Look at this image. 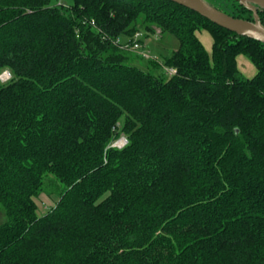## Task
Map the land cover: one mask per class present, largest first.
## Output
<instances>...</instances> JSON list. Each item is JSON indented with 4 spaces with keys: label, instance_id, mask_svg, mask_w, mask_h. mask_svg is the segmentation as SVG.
<instances>
[{
    "label": "trees",
    "instance_id": "1",
    "mask_svg": "<svg viewBox=\"0 0 264 264\" xmlns=\"http://www.w3.org/2000/svg\"><path fill=\"white\" fill-rule=\"evenodd\" d=\"M71 2L0 0V264H264V43L169 0ZM138 24L178 38L174 76L129 63Z\"/></svg>",
    "mask_w": 264,
    "mask_h": 264
},
{
    "label": "rangeland",
    "instance_id": "2",
    "mask_svg": "<svg viewBox=\"0 0 264 264\" xmlns=\"http://www.w3.org/2000/svg\"><path fill=\"white\" fill-rule=\"evenodd\" d=\"M208 3L212 5H216L217 7L221 3L222 7L226 8L227 11L231 9V5H229V2H222L220 0H205ZM72 2L71 0H52V5H59L62 4L64 6L70 5ZM229 8V9H228ZM94 25V22H93ZM137 31L135 32V35L133 37H127L123 36L119 39V42L121 45H129L128 48H122L121 49L125 50V53L130 57V64L136 67L140 68H146L148 66V62H154V64H160L161 69H159V75L163 76L164 78H168V74L166 72V67L164 66V61L165 59L170 56L174 51L178 50L180 47V42L178 38L171 34L170 32H161L159 28H156L152 25L153 29L151 31H146L144 30L145 26L138 24L137 26ZM206 32L210 38L213 40L212 36L210 35L209 32L207 31H202ZM137 34H140L139 37V42L141 44V48L137 51H134L132 49V45L135 42V36ZM201 34V33H200ZM202 40V39H201ZM205 45V44H204ZM205 49L206 46H205ZM208 51V50H207ZM210 54L212 52V49L208 51ZM146 55V56H144ZM246 58V57H245ZM249 63L253 66V69L256 71V67L252 64V62L248 59ZM158 62V63H157ZM247 76V75H246ZM12 78V75L9 71H5L4 73L0 74V80L2 82H7ZM125 138L124 134H122L116 141L114 142L113 146L121 148L123 147L126 143H124L123 146H119L118 143ZM48 191L51 190V188L57 187L56 190L61 191L62 186L58 184V182L49 179L46 183ZM53 189L52 191H56ZM58 195L56 193H53V195H49V193H43L36 201L38 204V214L39 215H44L48 213L52 208L55 207L56 201L58 200ZM6 221V216L4 212V208L0 206V225L3 224Z\"/></svg>",
    "mask_w": 264,
    "mask_h": 264
},
{
    "label": "water",
    "instance_id": "3",
    "mask_svg": "<svg viewBox=\"0 0 264 264\" xmlns=\"http://www.w3.org/2000/svg\"><path fill=\"white\" fill-rule=\"evenodd\" d=\"M169 1L182 5L234 33L250 36L264 43V24L261 22L258 14V8L264 10V0H234L253 12L254 21L235 18L215 8L205 0Z\"/></svg>",
    "mask_w": 264,
    "mask_h": 264
},
{
    "label": "crops",
    "instance_id": "4",
    "mask_svg": "<svg viewBox=\"0 0 264 264\" xmlns=\"http://www.w3.org/2000/svg\"><path fill=\"white\" fill-rule=\"evenodd\" d=\"M197 36L200 39V41L202 42V44L203 45L205 44L204 47L206 46V48H207L206 50L209 51L212 49L213 40L210 38V36L206 32H198ZM237 63H238V67H239L240 71L243 73L244 76L247 75L246 77L252 78L256 74L254 69H253V66L249 63L248 59L245 58V56L239 55L237 57Z\"/></svg>",
    "mask_w": 264,
    "mask_h": 264
},
{
    "label": "built area",
    "instance_id": "5",
    "mask_svg": "<svg viewBox=\"0 0 264 264\" xmlns=\"http://www.w3.org/2000/svg\"><path fill=\"white\" fill-rule=\"evenodd\" d=\"M139 37H140V34H137L136 36H135V39H134V43H133V45H132V49L134 50V51H137V50H139L140 48H141V44H140V42H139ZM116 44H120V42H119V40L118 41H116ZM128 46L129 45H121V47L124 49V48H128ZM144 56H146V55H144ZM166 70V72H167V74H168V76L169 77H171V76H174L176 73H177V71L175 70V69H173V68H166L165 69ZM127 142V140H126V138H123L119 143H118V145L119 146H123L124 145V143H126ZM123 144V145H122Z\"/></svg>",
    "mask_w": 264,
    "mask_h": 264
}]
</instances>
